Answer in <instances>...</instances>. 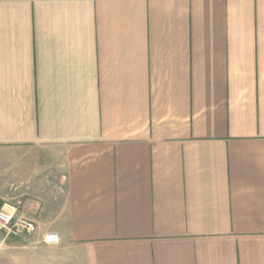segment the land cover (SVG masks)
I'll return each instance as SVG.
<instances>
[{
    "label": "crops",
    "instance_id": "1",
    "mask_svg": "<svg viewBox=\"0 0 264 264\" xmlns=\"http://www.w3.org/2000/svg\"><path fill=\"white\" fill-rule=\"evenodd\" d=\"M15 199L16 264H264V0H0Z\"/></svg>",
    "mask_w": 264,
    "mask_h": 264
},
{
    "label": "built area",
    "instance_id": "2",
    "mask_svg": "<svg viewBox=\"0 0 264 264\" xmlns=\"http://www.w3.org/2000/svg\"><path fill=\"white\" fill-rule=\"evenodd\" d=\"M22 200H4L0 202V233L6 237H23L34 235L38 230L37 223L21 212ZM44 241L57 244L60 237L57 233H48Z\"/></svg>",
    "mask_w": 264,
    "mask_h": 264
},
{
    "label": "rangeland",
    "instance_id": "3",
    "mask_svg": "<svg viewBox=\"0 0 264 264\" xmlns=\"http://www.w3.org/2000/svg\"><path fill=\"white\" fill-rule=\"evenodd\" d=\"M33 236H23V237H6L3 233H0V264H16L13 261L14 253L11 249H20V247H26L29 244L28 240ZM35 246L36 242H34ZM33 245V246H34Z\"/></svg>",
    "mask_w": 264,
    "mask_h": 264
}]
</instances>
